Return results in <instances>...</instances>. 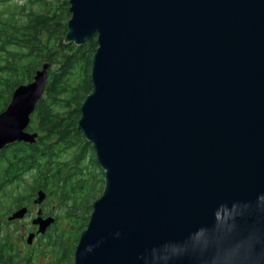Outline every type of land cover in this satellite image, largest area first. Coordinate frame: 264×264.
I'll return each instance as SVG.
<instances>
[{
    "label": "water",
    "instance_id": "95a60500",
    "mask_svg": "<svg viewBox=\"0 0 264 264\" xmlns=\"http://www.w3.org/2000/svg\"><path fill=\"white\" fill-rule=\"evenodd\" d=\"M70 4L65 41L98 39L78 128L105 171L75 264H204L191 238L213 213L264 203V0ZM48 69L0 113V150L37 140L28 128ZM55 221L40 209L27 243ZM172 248L181 254L166 260Z\"/></svg>",
    "mask_w": 264,
    "mask_h": 264
},
{
    "label": "trees",
    "instance_id": "16d2710c",
    "mask_svg": "<svg viewBox=\"0 0 264 264\" xmlns=\"http://www.w3.org/2000/svg\"><path fill=\"white\" fill-rule=\"evenodd\" d=\"M70 6V0H0V113L15 89L32 82L37 70L49 64L46 88L28 128L39 133L37 140L14 142L0 154V264H37L3 230L11 224L4 217L27 207L40 190L62 211L61 219L55 216L59 221L38 239L47 240L48 251L41 253L53 255L44 264H63L58 257L70 224H80L77 246L92 212L89 201L105 187V171L93 144L78 128L81 105L93 90L98 39L94 35L82 45L65 41ZM90 183L95 185L91 191Z\"/></svg>",
    "mask_w": 264,
    "mask_h": 264
},
{
    "label": "clouds",
    "instance_id": "9594fccd",
    "mask_svg": "<svg viewBox=\"0 0 264 264\" xmlns=\"http://www.w3.org/2000/svg\"><path fill=\"white\" fill-rule=\"evenodd\" d=\"M253 217L251 223L241 225V221ZM191 239L193 253L204 264H264V203L254 212L238 206L217 210L212 226L200 228ZM180 254V249L172 248L166 250L165 259L178 258Z\"/></svg>",
    "mask_w": 264,
    "mask_h": 264
},
{
    "label": "rangeland",
    "instance_id": "374dc122",
    "mask_svg": "<svg viewBox=\"0 0 264 264\" xmlns=\"http://www.w3.org/2000/svg\"><path fill=\"white\" fill-rule=\"evenodd\" d=\"M86 66V62H84ZM67 157V155H65ZM64 157V158H65ZM87 159V158H86ZM87 162V160H86ZM102 169V167H101ZM103 170V169H102ZM28 178V176H27ZM29 179V178H28ZM92 183V182H91ZM90 183V188L89 191L92 190L94 186ZM101 186V184H100ZM101 193L97 192L95 193L94 198H92L89 202L90 204H93L96 198L100 197ZM3 204L2 202L0 204V211H3ZM30 206V212L27 214L26 217L22 220H18L16 222H11V224H5L3 232L7 233L10 235V238L19 246L21 254L24 256L26 254H29L30 252L32 253V256L34 257V260L37 264H44L47 263L48 261L53 259L52 253H48L47 255H43L41 251H48V248L46 247V242L47 240L43 238L41 241H39V237L44 234H38L39 236L35 237L34 241L32 244L27 243V237L30 232H35L37 230V227L32 223V220L37 216L38 209L41 207L44 211L49 213L51 216H58L62 214V211L56 207V201L51 199L50 197L46 198L44 202L40 205L35 204L33 201L31 202ZM80 212V211H79ZM52 213V214H51ZM89 214V213H88ZM87 214V215H88ZM6 220L7 216L4 217ZM59 219H61L59 217ZM59 221V220H56ZM56 221L53 223L55 224ZM10 222V221H9ZM65 223V222H64ZM62 223V224H64ZM52 224V225H53ZM70 228L67 230V238H66V244L63 250L60 253V256L58 259H61L63 261V264H75V251H76V242H77V237L80 233L79 229V221H76L75 223L70 224ZM64 226H69V224H64ZM51 227V226H50ZM49 227V228H50ZM55 259V256H54Z\"/></svg>",
    "mask_w": 264,
    "mask_h": 264
},
{
    "label": "flooded vegetation",
    "instance_id": "af4514ba",
    "mask_svg": "<svg viewBox=\"0 0 264 264\" xmlns=\"http://www.w3.org/2000/svg\"><path fill=\"white\" fill-rule=\"evenodd\" d=\"M3 149H5V148H3ZM3 149L0 150V154H1V152H2ZM36 198H37V196L33 197V200H32V201L34 202ZM34 203H35V202H34ZM35 204H36V203H35ZM29 205H31V203H30ZM29 205L27 206V207H28V211H27V213L25 214L24 217H26L27 214L30 212V206H29ZM38 205H39V204H38ZM40 209H41V211H42V216H43V217H48V216H50V215H49L46 211H44L41 207L38 209L37 216H38V213H39V210H40ZM13 212H14V211H12V212L7 216V219H8V217H9ZM1 213L3 214L2 211H1ZM37 216H36V217H37ZM24 217L21 218V219L12 220V221H10V222H16V221H18V220H22V219H24ZM36 217H35V218H36ZM33 220H34V219H33ZM33 220H32V223H33ZM8 221H9V219H8ZM34 225H35V224H34ZM35 226H36L37 229H38V226H37V225H35ZM36 231H37V230H36ZM36 231H35V232H36ZM37 236H39V235L37 234L36 237H37Z\"/></svg>",
    "mask_w": 264,
    "mask_h": 264
}]
</instances>
